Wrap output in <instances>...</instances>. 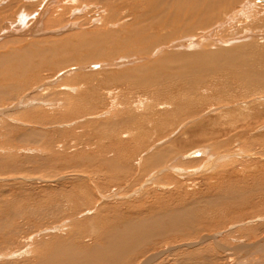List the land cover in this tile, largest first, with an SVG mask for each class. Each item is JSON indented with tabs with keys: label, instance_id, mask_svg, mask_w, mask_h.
I'll list each match as a JSON object with an SVG mask.
<instances>
[{
	"label": "rangeland",
	"instance_id": "1",
	"mask_svg": "<svg viewBox=\"0 0 264 264\" xmlns=\"http://www.w3.org/2000/svg\"><path fill=\"white\" fill-rule=\"evenodd\" d=\"M145 1L0 0V264L93 244L113 211L195 202L226 183L240 197L264 188V0H233L193 27L152 25ZM170 146L203 165L141 171ZM223 207H201L202 231L129 264H264V203Z\"/></svg>",
	"mask_w": 264,
	"mask_h": 264
},
{
	"label": "bare ground",
	"instance_id": "2",
	"mask_svg": "<svg viewBox=\"0 0 264 264\" xmlns=\"http://www.w3.org/2000/svg\"><path fill=\"white\" fill-rule=\"evenodd\" d=\"M231 1L233 0H146L145 2H147V4L145 3V5H146V8L148 7L149 10H151L152 8V10L156 12L155 15H153V13L152 14L150 13L151 16H149L151 19L150 23H152V25H156L154 23H159L158 20H161L160 24H168L171 22L172 24L173 22L175 23L184 22V24H189L190 27H193V26H199L200 24L204 23L205 19H207L208 17L209 18L212 17L214 14L213 13L210 14V12L217 13L219 11H223L226 8H229L231 5L230 4ZM180 17L183 19L178 21L177 19ZM149 26L151 27V25ZM210 56H211L210 54L207 55L205 59H211ZM238 63H241V62H238ZM236 66H238V64ZM236 66H234V68H237ZM200 68H206V67L201 65ZM205 70H207V68L203 70L201 69L198 71L203 72ZM250 83L252 82L250 81ZM9 96L11 95L9 94ZM34 117L40 118L41 116L38 114L37 116H34ZM34 135H37V133L30 134L29 132H26L23 136L19 137V140L21 142L31 143L34 141L32 139L35 137ZM120 143L121 142H119V144ZM221 149L222 148H219L217 149V151L208 150V151H211V154H213L212 158H214L215 161L219 158L216 156L217 155L216 153L220 151ZM180 154L183 155V151H181L180 148H176L174 146H170L169 148L165 150L152 153L151 155H149V157L145 159L144 167H142L141 171H144V170L153 171V169L162 167L171 161L172 162L174 161L173 162L174 164L172 165V169L178 168V169L185 170V171H189L190 169H193V168L196 169L199 166L203 165L202 164L203 159H200L201 161L200 160L183 161L181 158L184 157V155L181 156ZM179 156L181 157L177 159V157ZM52 158L54 159L57 157H52ZM46 160L49 161V164H52L50 163L49 159H46ZM44 161H41V162L43 163ZM55 161L53 160L52 162H55ZM109 162L110 163H108V161L106 160L100 161V166H99V168H101L100 170L104 171L106 168H111L113 162H111V159L109 160ZM8 164L9 163L5 164V166L3 167H7L6 165ZM45 164H47V162ZM222 166H224V169L227 168V165H222ZM17 167L18 166H16V168ZM79 168H81V166ZM202 168L204 170H210L211 166L209 165L207 166V164H205L204 167ZM19 169H20V166H19ZM219 180H221L220 182H222L223 178ZM158 183H161V184L169 183V185L176 184L173 179H167L165 177H164V180L158 179ZM211 184L212 183H209V186ZM256 188H260V187H256ZM256 188H253L254 190H252V195L250 194L251 196L249 197L247 194H249L250 190L245 189L246 191H242L243 190L242 188L240 192L242 191L244 192V194H243V197H240L242 193L240 194L239 191H235L232 186L226 183L225 186L224 184H221L220 188L216 186L212 190L210 189L211 191L209 192L210 194L208 193V196H204L202 199H198L195 202L193 201L188 202V201L182 200L176 205H174L173 203L164 205V204H159V202L157 203L155 202L154 206H159V208H156V210H153L151 206H149L148 208H151L150 211H148V208L146 209L145 207L142 209V211L140 212L137 211L134 213L132 212L126 213V211L123 213H120V211L119 212L113 211L112 214L106 215V218L103 219V221L110 222V224L112 223V225L106 227L104 230H102L101 234H99L96 238H93L92 240L93 241L95 240L93 244H89L87 241H86L87 244H83L84 242L81 241L82 244L79 243L80 245H77V244L74 245V244H71V242L57 241L56 245L51 246V249L48 251V253H44L43 251H41L39 252L40 254L36 255V259H37L36 264H129L135 256L142 255L141 253L144 247H146V249L149 250L150 248L148 249V247L154 244L156 241H159L161 239H166L176 234L177 232H181L185 234V232H188V231H189L188 233H192V232L201 230L202 229L201 226L203 225L200 226L198 222L201 220L198 214V212L201 211L200 210L201 207L211 208L214 205L216 206V208L217 206L221 208L223 206L225 207L226 205L232 206V207L239 205L240 208H242L244 205H248V203H257V204L264 203V188L263 187H261V189H256ZM226 189H228L229 191L225 194L224 191H226ZM247 209L250 210L249 208ZM209 210H212V209H209ZM92 211L93 209L88 210L87 212L92 213ZM203 212L204 210L202 211V214ZM100 217L101 216H98L96 217V219ZM234 217L236 220H242L241 222H243L244 221L243 219L245 218V216H242L241 214H238ZM73 221L76 226H79L78 225L79 223L77 222V220L74 219ZM0 226H2L0 227L1 230L7 228L6 224H1ZM89 229L90 228L88 227L86 228L88 232H89ZM98 230H100V228ZM11 231L15 232L16 229H13ZM92 232H94V230ZM242 235L243 236L245 235L246 237L250 236V234H247L248 235L247 236L246 234H243V232H242ZM25 241L26 243L27 242L29 243L31 239H26ZM210 250L211 249L207 248V249L201 250L198 253L202 254L201 257L204 255V258H206L205 255L209 254ZM199 254L197 255L198 257L200 256ZM19 255H21V253L20 254L17 253V256Z\"/></svg>",
	"mask_w": 264,
	"mask_h": 264
}]
</instances>
